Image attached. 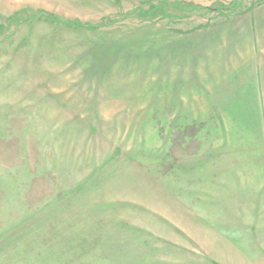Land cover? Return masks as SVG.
<instances>
[{
  "label": "rangeland",
  "instance_id": "rangeland-1",
  "mask_svg": "<svg viewBox=\"0 0 264 264\" xmlns=\"http://www.w3.org/2000/svg\"><path fill=\"white\" fill-rule=\"evenodd\" d=\"M259 104L264 0H0V264H264Z\"/></svg>",
  "mask_w": 264,
  "mask_h": 264
},
{
  "label": "crops",
  "instance_id": "crops-1",
  "mask_svg": "<svg viewBox=\"0 0 264 264\" xmlns=\"http://www.w3.org/2000/svg\"><path fill=\"white\" fill-rule=\"evenodd\" d=\"M254 107V110L256 111V112H258V114L256 115V117H254V118H256V120H258L261 124L262 123H264V120H263V118H264V105H252V107L251 108H253ZM261 136H262V140H261V145H262V147H263V153H264V129H263V126H262V128H261Z\"/></svg>",
  "mask_w": 264,
  "mask_h": 264
},
{
  "label": "trees",
  "instance_id": "trees-1",
  "mask_svg": "<svg viewBox=\"0 0 264 264\" xmlns=\"http://www.w3.org/2000/svg\"><path fill=\"white\" fill-rule=\"evenodd\" d=\"M40 15H42V16H47V15H45V14H43V13H41Z\"/></svg>",
  "mask_w": 264,
  "mask_h": 264
}]
</instances>
